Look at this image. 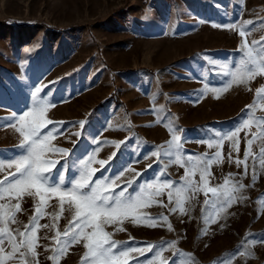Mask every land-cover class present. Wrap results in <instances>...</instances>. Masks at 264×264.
<instances>
[{"label":"rangeland","instance_id":"rangeland-1","mask_svg":"<svg viewBox=\"0 0 264 264\" xmlns=\"http://www.w3.org/2000/svg\"><path fill=\"white\" fill-rule=\"evenodd\" d=\"M249 20L254 23L247 28L254 30L240 37V26ZM231 23L237 28L224 27ZM245 40L249 45L252 40L264 42V0H0V161L7 165L25 154L19 123L7 117L18 118L32 109L36 87H42L39 95L48 101L43 118L52 121L41 129V135L53 133L45 152L46 159L57 161L50 184L56 186L62 174V190L79 179V162L90 156L96 169L93 181L120 176L115 191L130 179L128 193L138 191L141 184L180 181L184 168L169 164L171 158L162 152L159 157L151 155L167 147L170 129L181 136L185 156L211 157L218 149L209 148L208 142L240 127L239 151L232 148V141H223L222 161L210 168L209 186L222 185L233 173L246 185L238 194L242 199L216 216L204 204L201 191L185 202L184 213L179 209L173 213L168 208L175 202L169 204L164 189L157 199L168 207L154 203L139 214L157 218L163 213L167 224L158 220L157 226L149 227L143 219L133 223L128 218L105 225L104 231L121 242L117 246L121 250L159 246L143 256L130 253L128 264H135V259L156 264H264V243L249 244L264 240V168L259 165L264 140H253L254 134L264 131L258 126L264 119V93L257 94L264 87V75L230 87L226 85L232 77L224 75L235 71ZM117 96L121 103L115 101ZM245 120L251 121L249 127L243 126ZM79 121L85 122L83 128ZM248 140H253L256 159L249 157L244 176V164L238 168L235 160L244 159ZM55 148L68 149L70 155L63 157ZM99 160L107 162L103 168L95 162ZM10 172L15 168H5L0 180ZM207 198L212 199L209 194ZM46 199V214L39 223L49 227L37 231L36 259L39 264H54L49 257L58 247L57 232L70 227L75 209L68 211L65 203L61 214L58 195ZM20 203L18 223L10 227L23 231L39 200L25 196ZM56 215L59 218L53 219ZM84 243L70 245L57 264H83ZM238 249L246 254L233 255ZM10 251L6 243L5 252Z\"/></svg>","mask_w":264,"mask_h":264},{"label":"snow or ice","instance_id":"snow-or-ice-1","mask_svg":"<svg viewBox=\"0 0 264 264\" xmlns=\"http://www.w3.org/2000/svg\"><path fill=\"white\" fill-rule=\"evenodd\" d=\"M203 22V21H201ZM253 21H245L239 28V36L246 37L253 29H248V25H253ZM213 27H222V25L213 23ZM224 27L236 29L237 25L231 23ZM27 51V49H26ZM243 53V57L239 60V64L235 71H225L224 75H230L232 79L228 81L226 87H230L233 83H247L258 75H264V42L252 40L251 45L247 41H243L239 48ZM211 62V61H210ZM42 92V87H36L32 92V109L24 112L23 115L16 117L15 114L7 117L9 121L17 119L19 123L18 131L24 137L20 146L24 149V153L11 162L3 163L0 161V172L5 171V168H15V172H10L3 180H0V264H7V261L18 258L20 264H39L37 257V231L39 228H48L49 225H41L39 220L45 213L47 206L46 197L58 195L61 214L65 210L64 204H68V211L75 209L70 227L65 228L61 234L57 232L56 244L58 247L53 249V255L50 260L57 264L59 258L67 251V248L81 241H85L84 247L87 251L84 254L83 264H128L130 253H137L143 256L145 252H151L158 245H147L146 248L126 247L123 250L118 249L119 241L111 240V234L104 231V226L114 223H122L125 219L131 218L133 223L145 220L147 226H157V221L162 220L168 223V217L161 213L160 217L153 218L147 215H141L140 210L154 203L160 204L161 207H168L162 200L157 198L164 194V189H167L169 204L175 202L174 207L168 208L169 212H176L178 209L181 213L185 212L184 204L189 199H194L198 192L203 191L206 199L204 204L209 206L216 216H219L226 207H230L236 203L238 199H242L238 194L246 187L240 180L235 179V174L228 173L223 184L217 187H210L209 181L212 177L210 168L214 164H219L222 161V154L219 150L223 146L225 139L232 141V148L239 151L237 139L240 127L235 131L230 132L222 137L219 141H209L208 147H216L218 150L209 157L208 154L203 156H193L183 153V144L181 136L172 131L171 140L166 148H161L151 153L152 156L159 157L161 152L163 156L170 157L169 164H176L184 168V175L180 181L173 182L171 179L165 180L159 185L155 183H146L139 185V190L133 193H128V188L133 185V180H128L126 187H122L120 191H115L116 181L120 179L117 176L109 181L107 176L93 181L96 169L91 167L94 162V156H90L87 160L79 162V179H76L71 187L62 190L61 185L64 184V176H59L56 186L50 184V173L57 164L56 160L46 159L45 152L49 148V141L52 137V131L47 135H41V129L52 121L44 119V112L48 107V101L42 98L39 94ZM264 93V87L257 89V94ZM47 95V94H45ZM251 107V106H249ZM80 127L83 128L85 122L79 121ZM250 120H245L243 126L249 127ZM258 126H264V119L258 121ZM15 127V125H13ZM55 130V129H54ZM75 135L79 136L77 132ZM219 135V133H217ZM264 140V131L259 135H253V140ZM253 140H248L249 150L245 151L244 159L235 160L236 166L239 168L244 164V176L248 175L247 161L250 156H255L251 152ZM117 147L120 145L117 144ZM60 153L63 157H68L70 151L63 148L52 149ZM259 165L264 168V147L260 149ZM232 160L231 154L228 157ZM101 165V168L107 163L104 160L95 161ZM131 170V169H130ZM134 171V170H132ZM163 172V169L161 170ZM199 174V180L195 177ZM123 175V173H120ZM140 173H136L138 177ZM159 179V177H157ZM255 166L253 167L252 181L257 180ZM127 193V194H126ZM211 194L212 199H208V194ZM29 196L38 198L39 203L35 209V215L32 216L28 225L24 226V230L20 228H11V224L18 223L16 214L21 211L20 201L23 197ZM15 200L16 203H12ZM203 211V210H202ZM52 215V214H48ZM59 216H53V219H58ZM208 221L206 220V223ZM212 222H215L213 217ZM169 230L171 225L168 224ZM88 229L92 231L89 232ZM123 230V229H118ZM62 237V238H61ZM11 248L10 252H5V244ZM264 243V240H250L249 244ZM114 249L116 251H114ZM160 251L155 253L158 259L161 255ZM18 254V257H17ZM245 255L246 253L237 250L233 255ZM250 255L251 253H247ZM135 264H156L155 260L142 261L135 259Z\"/></svg>","mask_w":264,"mask_h":264},{"label":"trees","instance_id":"trees-1","mask_svg":"<svg viewBox=\"0 0 264 264\" xmlns=\"http://www.w3.org/2000/svg\"><path fill=\"white\" fill-rule=\"evenodd\" d=\"M1 24H4V22H2ZM51 31H52V33H57V32H58V31H57L56 29H54V28H51ZM115 101H116L117 103H121V102H122V101H121V98H120L119 96L116 97Z\"/></svg>","mask_w":264,"mask_h":264},{"label":"water","instance_id":"water-1","mask_svg":"<svg viewBox=\"0 0 264 264\" xmlns=\"http://www.w3.org/2000/svg\"><path fill=\"white\" fill-rule=\"evenodd\" d=\"M209 195H211V194L209 193Z\"/></svg>","mask_w":264,"mask_h":264}]
</instances>
